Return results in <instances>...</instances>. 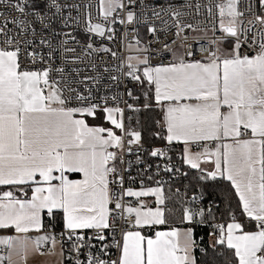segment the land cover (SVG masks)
Returning <instances> with one entry per match:
<instances>
[{"label": "snow or ice", "instance_id": "6c2138e0", "mask_svg": "<svg viewBox=\"0 0 264 264\" xmlns=\"http://www.w3.org/2000/svg\"><path fill=\"white\" fill-rule=\"evenodd\" d=\"M241 2L0 0V230L17 234L0 236V264L53 254L60 264H197L199 227L212 229L220 255L230 253L224 264H264V11ZM169 33L176 39L160 40ZM105 40H119L128 55L97 46ZM101 53L118 62L98 65ZM153 53L171 59L153 65ZM105 79L137 87L98 98L93 86ZM153 105L164 133L153 135L167 148L145 149L138 118L126 115ZM173 144L197 173L195 186L125 188L120 165L134 151L188 176L172 163ZM218 179L238 197L240 215L229 207L225 222L202 203L199 182Z\"/></svg>", "mask_w": 264, "mask_h": 264}, {"label": "built area", "instance_id": "2783aa9c", "mask_svg": "<svg viewBox=\"0 0 264 264\" xmlns=\"http://www.w3.org/2000/svg\"><path fill=\"white\" fill-rule=\"evenodd\" d=\"M69 2H73V0H69ZM74 2L77 3H86L87 0H74ZM154 2V0H153ZM163 3H166L167 0H162ZM174 2L176 3H180L182 2V0H174ZM201 2L203 3L204 0H201ZM93 3H96V0H93ZM247 3V0H242L241 2V7L243 8L245 6V4ZM251 3L253 5V13L259 14L261 13L263 10L259 7L257 0H251ZM159 5H157L158 7ZM93 11H95V9H93ZM12 15H15L14 11L12 12ZM73 15H76L75 10H73ZM153 23H156L157 26H159L160 21H152ZM118 28V35L120 33L123 32V28H121L119 25H117ZM70 30V29H69ZM74 35H77L78 39L81 40V42L84 41V39H86L84 33L82 31H78V32H74ZM140 34L141 36L145 39V40H151V36L148 35L147 30H146V26H141L140 27ZM198 34H192V36H197ZM212 34L209 33L208 37L201 39L200 40V44H206L207 43V39L211 38ZM173 39H176L175 36L171 33H169L168 35H164L161 34L160 35V40L161 41H172ZM104 44L108 47H112L113 50L117 51L118 54L123 55V56H127L128 53L127 51L121 46L119 40L117 41H98L97 42V46H99L100 44ZM180 43H182V41L177 40V45H179ZM188 44H193L195 45V40L190 37L189 40L187 41ZM151 47L153 49H160L161 48V44L159 43H155L153 42ZM197 50H198V45L196 46ZM79 51V49H78ZM182 51V49H181ZM200 56L197 55L194 57V59H199ZM97 64L101 65V60L104 63H110L111 65H115L118 61L114 60L110 55L107 54H99L98 57H95ZM170 60L171 56L169 53H162L161 55H156L155 53H153L152 55V64L156 65L159 64L162 60ZM84 74H89V75H95V73H84ZM93 87H100L101 91L96 93L97 97L99 98V96H102L105 94L106 90L109 92H115L117 90L123 92L125 90V88H132V89H136V85L133 83H130L129 81L125 80L123 84L119 85L118 88L116 86H114L110 81H108L107 79H105L102 82V85L100 86H93ZM137 95H140V92H136ZM126 99H128L127 97H125ZM129 103H133V101H131L129 99ZM126 115H133V113H127ZM135 122L133 121V124ZM145 149H151L154 147H161V148H167V144L166 141H164L162 144H144ZM172 150L169 152V155L172 157V163L175 164L177 167H179L181 169V172H184V166L179 159L180 156V152H181V147L178 146V144H173L171 146ZM137 155H139L142 158L143 162H138L137 161ZM124 160H125V164L120 165L122 174L124 175L125 178V188L131 186L134 190L136 189H140L141 187V181H143V184L145 187H155L156 186V181H167V185L173 184L178 182L179 180H181L182 178H184L183 175L176 173L175 175L172 173H167L164 172L162 170L163 164L165 163V161L161 158H155V157H151L147 151H143L140 150L138 153L137 152H133L132 154H127L125 153L124 155ZM131 162V164L129 165L127 162ZM159 164L161 165V170H159L158 174H157V167L156 165ZM148 165H151V167H148ZM151 176L152 179L149 180L148 177ZM134 178V179H132ZM165 185V186H167ZM126 199H130V198H126ZM133 203H135L134 201H132ZM57 232L60 231V229H56ZM151 234V233H150ZM199 250V252L201 254H203L205 252V246L202 245L199 242V247L197 248ZM113 252H115V250L113 249ZM0 254H3V250L0 249ZM64 264H69L68 261H64Z\"/></svg>", "mask_w": 264, "mask_h": 264}, {"label": "trees", "instance_id": "16d2710c", "mask_svg": "<svg viewBox=\"0 0 264 264\" xmlns=\"http://www.w3.org/2000/svg\"><path fill=\"white\" fill-rule=\"evenodd\" d=\"M141 95V93H140ZM140 105L143 104V97L141 95ZM134 117L139 120V130L143 135L144 144H162L164 140H161L153 135V133L160 132L163 133V129L158 127L156 121H161L163 119V113L160 109L156 108L154 105L151 109L143 110L138 114H133ZM136 125V119L133 120ZM90 124H101L102 120H92L89 119ZM104 126H108L104 124ZM181 147V145H178ZM184 171L188 172V176H184L181 180L176 183L165 186L166 191L168 187H171L174 191L176 188L184 190L185 185L195 186L198 182L196 180L197 173L195 170L188 169L184 166ZM200 188L204 191V200L202 201L205 207L212 205V210L216 215V222H225L228 220V209L231 207L232 211L236 213L237 216L240 215V210L237 207L238 197L235 195L234 190L231 189L227 181L216 180L199 182ZM198 191L194 187L189 188V195ZM218 205V207H216ZM241 219H245L241 217ZM175 227L182 226L178 221L174 225ZM185 226V225H184ZM59 229V228H57ZM161 230H166L165 226H161ZM212 231L208 227H199L196 231V236L199 242L205 246V252L201 254L198 249L195 251V256L197 264H224L225 256H230L229 252H225V255H220L219 252L212 247L214 242V237L210 236L209 233ZM202 238V239H201Z\"/></svg>", "mask_w": 264, "mask_h": 264}, {"label": "crops", "instance_id": "0c3cea01", "mask_svg": "<svg viewBox=\"0 0 264 264\" xmlns=\"http://www.w3.org/2000/svg\"><path fill=\"white\" fill-rule=\"evenodd\" d=\"M264 11V10H263ZM108 127V126H105ZM182 148V145H181ZM208 167H211V165H208ZM73 178H80L79 174H73ZM136 190H140V189H136ZM144 200H146L149 205L152 204V197H145L142 198ZM129 200L134 201V198H130ZM180 227H185L184 225L180 226ZM8 235H17L13 230L8 229V230H0V236H8ZM29 235H31L32 237H35L37 235H40V233H30ZM17 259V264H23V262L20 260V258H16ZM61 258L58 255H45V256H41V255H30L27 261V264H60Z\"/></svg>", "mask_w": 264, "mask_h": 264}]
</instances>
